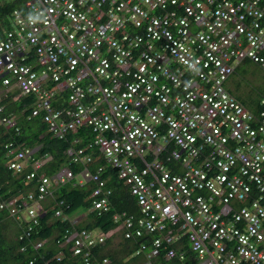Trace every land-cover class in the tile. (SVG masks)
<instances>
[{"label":"built area","instance_id":"built-area-1","mask_svg":"<svg viewBox=\"0 0 264 264\" xmlns=\"http://www.w3.org/2000/svg\"><path fill=\"white\" fill-rule=\"evenodd\" d=\"M246 62L264 70V0H25L0 40V129L19 130L4 104L18 92L82 170L39 175L45 160L19 162L34 150L5 146L6 167L35 183L0 202L18 240L50 207L78 224L63 201L47 207L72 179L95 184L90 212H108L115 176L139 211L108 233L74 228L73 262L111 264L95 249L121 232L142 239L141 264H264V96L250 108L227 87Z\"/></svg>","mask_w":264,"mask_h":264},{"label":"trees","instance_id":"trees-1","mask_svg":"<svg viewBox=\"0 0 264 264\" xmlns=\"http://www.w3.org/2000/svg\"><path fill=\"white\" fill-rule=\"evenodd\" d=\"M25 0H11L2 4L0 2V40L3 39L10 28L11 13L15 9H21ZM18 92L10 94L4 98V104L7 105V111L11 114L18 116L19 130H5L0 129V202L12 198L19 194H28V192L35 190L34 181H28L26 174H18L14 170L6 167L7 160L14 161V156L6 152L5 146L12 143L13 147L23 146L34 150L33 157L27 159L24 163L45 160L44 166L38 171L39 175L54 176L59 173L63 168L68 167L76 174H79L82 167L72 161V157H68L67 150L72 146L69 136L65 138L55 137L49 133L47 126L43 123L41 118L28 119V113L25 110L28 107L30 99L22 97L15 100L13 97L17 96ZM242 101V100H241ZM250 108L257 105V101L244 102ZM26 108V109H25ZM85 130H78L77 135H81ZM86 145V142L82 146ZM98 154H96L97 156ZM102 160H98L90 167L91 171L96 173L98 167L103 166ZM33 167L30 165L26 167L25 172L30 173ZM114 172L108 168L102 172L103 176L108 179L109 175ZM95 184L88 183L85 186L78 184L77 179H72L69 182L61 185L54 192L55 199L53 204L47 205L54 206L56 201L64 202V211L69 215L73 211L82 208L89 209L92 205L91 193ZM108 187L113 190L110 197L111 205L108 212H104L101 216L97 212H90V214L80 215L78 224L73 225L68 221H62L61 218L55 217V211L58 207L51 209L48 208L46 216H44L39 225L35 226V230L26 241H19L21 228L17 227V235L11 238L6 233L7 220L4 212L0 211V264H80V258L70 260V248L72 242L66 243V235L75 229H86L95 233L104 232L108 233L117 227L114 221V215L118 212L127 211L129 213L137 214L139 211L137 202L133 196L130 195L128 189L124 186L122 181L117 177L108 183ZM86 217V218H85ZM75 228V229H74ZM98 231V232H96ZM120 234V242L117 244L118 249L107 252V248L114 243L116 236ZM47 240L45 246L40 250H35L31 245L30 240ZM117 239V238H116ZM140 240H130L123 237L121 232L115 233L112 237L105 240L103 244L98 245L96 254L99 257H106L111 260V264H136L130 261L125 262L124 257L131 254L134 255L135 250L139 246ZM26 247L25 251H21L22 247ZM63 253L66 257L62 262L58 261V254ZM139 259V264L143 263V257L134 256Z\"/></svg>","mask_w":264,"mask_h":264},{"label":"rangeland","instance_id":"rangeland-1","mask_svg":"<svg viewBox=\"0 0 264 264\" xmlns=\"http://www.w3.org/2000/svg\"><path fill=\"white\" fill-rule=\"evenodd\" d=\"M9 1L11 0H0L2 4ZM227 87L233 95L244 102L248 103L252 100L258 101L262 96H264V70L255 63H243L237 69L236 73L230 78ZM53 202V200H49L48 203L53 204ZM82 214L88 215L90 214V210L79 208L73 211L70 216L72 219H76ZM6 233L9 237L13 238V240L17 235V226L11 219L7 220ZM116 238L114 243L107 248V252L118 249L117 244L121 239L120 234H118ZM124 260L125 262L130 261L136 264H139L140 262V260L136 259L133 254L124 257Z\"/></svg>","mask_w":264,"mask_h":264},{"label":"bare ground","instance_id":"bare-ground-1","mask_svg":"<svg viewBox=\"0 0 264 264\" xmlns=\"http://www.w3.org/2000/svg\"><path fill=\"white\" fill-rule=\"evenodd\" d=\"M246 105V104H245ZM25 161H27V159L21 160L19 161L20 163H24ZM118 213V212H117ZM71 264V263H70ZM75 264V263H74Z\"/></svg>","mask_w":264,"mask_h":264},{"label":"clouds","instance_id":"clouds-1","mask_svg":"<svg viewBox=\"0 0 264 264\" xmlns=\"http://www.w3.org/2000/svg\"><path fill=\"white\" fill-rule=\"evenodd\" d=\"M17 196V195H16ZM12 220V219H11ZM13 221V220H12ZM14 222V221H13ZM15 223V222H14ZM16 224V223H15ZM16 226H17V224H16ZM18 227V226H17Z\"/></svg>","mask_w":264,"mask_h":264}]
</instances>
